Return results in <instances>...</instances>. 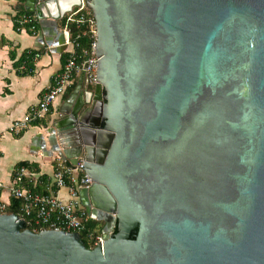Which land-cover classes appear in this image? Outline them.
I'll list each match as a JSON object with an SVG mask.
<instances>
[{"label":"water","instance_id":"95a60500","mask_svg":"<svg viewBox=\"0 0 264 264\" xmlns=\"http://www.w3.org/2000/svg\"><path fill=\"white\" fill-rule=\"evenodd\" d=\"M85 3L95 90L38 142L84 159L80 198L104 241L1 214L0 264H264V0ZM81 4L25 10L57 26Z\"/></svg>","mask_w":264,"mask_h":264},{"label":"crops","instance_id":"0c3cea01","mask_svg":"<svg viewBox=\"0 0 264 264\" xmlns=\"http://www.w3.org/2000/svg\"><path fill=\"white\" fill-rule=\"evenodd\" d=\"M25 1L0 0V180L5 186L1 201L7 206L13 199L9 187L22 163L28 164L32 175L25 181L26 187L39 193L48 192L47 185L53 174L54 162L59 156H50L43 151L38 142L39 137L52 122L62 115L69 116L80 101H90L91 93L95 90L86 75L79 72L66 94L54 104L51 113L43 121L21 135L9 133L13 121L22 118L51 87L55 75L66 63L70 50L62 38V19L57 22L58 27L50 19L38 21L36 35L24 30L17 31L16 18L22 12L28 13ZM36 51H40L42 56L38 61H33V72L20 75L18 64L29 52Z\"/></svg>","mask_w":264,"mask_h":264},{"label":"built area","instance_id":"2783aa9c","mask_svg":"<svg viewBox=\"0 0 264 264\" xmlns=\"http://www.w3.org/2000/svg\"><path fill=\"white\" fill-rule=\"evenodd\" d=\"M62 20L65 45L70 47L66 63L55 75L53 84L43 93L38 103L31 106L22 118L13 121L8 130L10 134L21 135L31 126L43 121L51 113L56 101L66 94L77 73L83 72L91 85L97 83V30L93 12L87 7L85 0H82L81 6L67 13ZM16 25L17 31L24 30L36 35L38 18L32 13L21 14L16 19ZM73 26L78 29L88 28L90 38L94 39L90 48L79 52V45L76 42L78 38L76 40L72 38ZM29 54L33 56L34 61H38L42 56L40 51L29 52ZM84 164L85 161L82 158L74 165L58 157L54 162L47 193H39L27 188L25 181L32 176L30 170L26 166L18 168L9 192L12 198L22 201L19 217L24 220L25 225L34 226L40 232L50 230L80 233L84 230V222L91 217L87 215L81 204L80 192L93 184V180L84 169ZM4 189L5 186L0 180V210L2 212L7 207L1 201ZM103 241L101 235L95 242L96 246Z\"/></svg>","mask_w":264,"mask_h":264},{"label":"trees","instance_id":"16d2710c","mask_svg":"<svg viewBox=\"0 0 264 264\" xmlns=\"http://www.w3.org/2000/svg\"><path fill=\"white\" fill-rule=\"evenodd\" d=\"M23 1V0H22ZM21 14H26V12H22ZM17 19V18H16ZM72 38L76 40V42L79 45V52L82 49H88L91 47L92 42L94 39L90 38V34L88 33V28L84 27L82 29H78L76 26L72 27ZM22 62L18 64V73L20 75H29L33 72L34 66H33V56L30 54H27L23 59ZM27 163H22L21 166H26ZM22 201L16 198H13L11 200L10 205L6 207V209L2 212L0 210V214H9V215H21L22 211ZM1 206V203H0ZM99 222H97L94 219L89 218L88 221L84 222V230L80 232V236L82 241L85 243L88 249H94L96 248V240L98 237L102 235L101 231H99ZM26 229H29L31 231H34L36 233H39L40 231L37 230L36 227L25 225ZM102 230V229H101ZM118 233V228L115 227L113 234L116 235ZM136 231L132 232L131 238H135Z\"/></svg>","mask_w":264,"mask_h":264},{"label":"flooded vegetation","instance_id":"af4514ba","mask_svg":"<svg viewBox=\"0 0 264 264\" xmlns=\"http://www.w3.org/2000/svg\"><path fill=\"white\" fill-rule=\"evenodd\" d=\"M93 185V184H92ZM91 185V186H92ZM80 200H81V198H80ZM81 204H82V206H83V202H82V200H81ZM83 208H84V210H85V207L83 206ZM85 212L87 213V211L85 210ZM88 215V214H87ZM88 216H90V215H88ZM91 217V216H90ZM100 225V224H99ZM102 229V228H101Z\"/></svg>","mask_w":264,"mask_h":264},{"label":"rangeland","instance_id":"374dc122","mask_svg":"<svg viewBox=\"0 0 264 264\" xmlns=\"http://www.w3.org/2000/svg\"><path fill=\"white\" fill-rule=\"evenodd\" d=\"M58 100H59V99H58ZM58 100H57V101H58ZM57 101H56V102H57ZM64 194H65V193H64ZM101 226H102V225H99V228H98V229H99V231H101Z\"/></svg>","mask_w":264,"mask_h":264}]
</instances>
